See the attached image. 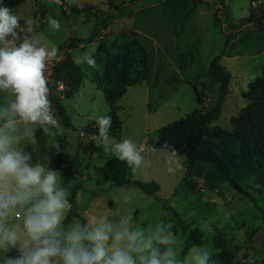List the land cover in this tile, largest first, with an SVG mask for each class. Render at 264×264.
Here are the masks:
<instances>
[{"label": "rangeland", "instance_id": "374dc122", "mask_svg": "<svg viewBox=\"0 0 264 264\" xmlns=\"http://www.w3.org/2000/svg\"><path fill=\"white\" fill-rule=\"evenodd\" d=\"M105 1L80 0L81 6L72 14H66L62 6L49 5L43 0H29L13 11L22 17H32L41 21L37 35L50 46L58 47L59 57L62 54V47L66 46L71 37L87 39L84 42L86 47L76 52V56H80L85 52L95 53V45L90 43L95 39L98 41L99 35L105 36L104 31L108 24L104 23V18L96 17L83 8L92 5L99 9ZM223 1L227 7V16H225L227 30L231 24L248 18L252 12V0ZM253 1L264 17V0ZM48 15L61 22L60 31L52 32L47 23L43 22ZM201 29L195 31L192 25L189 27V39L195 46L199 58L197 66L186 81L167 87L162 91L164 97L157 99L155 96L149 107L144 98L143 87L140 85L131 87L119 102L121 130L109 134L116 140L131 138L143 147L145 162L136 172L131 170L130 180L156 182L161 188L156 196L147 195L138 187H119L108 182L104 177L103 167L115 157L105 154L104 151L96 155L87 152L90 143L102 148L97 143L98 129L95 120L98 115H108L109 112L103 93L100 94L101 90H98L93 81L98 74L100 77L103 75L102 64L97 63L98 67L95 69L86 68L80 90L74 98L65 102L72 127L63 125L52 107L60 128H50L46 134L43 130L36 131V141L44 144V148L37 156L49 157V166L60 172L70 190V196L75 187L80 188L75 205L78 214L76 219L85 221L94 214L119 216L132 212L134 220L144 224L157 219L171 220L174 222L173 231L185 242L182 247V257L191 248L197 246L195 242L197 239L202 242L201 246L208 247L213 252L214 258H217L218 250L214 247L213 238L221 234L230 248L233 250L236 247L240 248L237 258L245 262L252 257L255 264H264V195L259 194L254 176L248 171L235 172L243 188L255 189L254 192L250 191L255 200L253 202L251 198L234 191L211 164L198 162L190 166L187 159L182 157V170L175 174L168 173L165 168L163 148L156 147L159 141L157 126L161 127L163 124L186 118L198 109L196 89L209 92L208 95L201 96L203 112L215 106L216 101L213 102L212 93H218L219 84L216 81L205 83L197 81L194 84L191 82L194 81L195 76L203 75L202 70L207 67L208 60L215 53V45L217 49V42L207 27L203 26ZM60 90L57 96L61 95ZM248 91L249 88L243 92V98ZM170 98L173 105L166 112L153 114L161 101ZM243 98H237L233 102L238 104V107L242 103L248 104ZM243 109L235 117H238ZM228 118L226 113L218 125L221 127L230 125L229 130H232L231 121L234 117L231 118L230 124ZM91 125L96 126H93V130L97 131L96 137H94L96 134L89 135L86 132V128ZM212 126L215 127L214 123ZM186 131L185 128H181L179 136L181 137ZM203 148L216 150L218 146L205 145ZM227 149L239 154V149L235 146H228Z\"/></svg>", "mask_w": 264, "mask_h": 264}, {"label": "clouds", "instance_id": "9594fccd", "mask_svg": "<svg viewBox=\"0 0 264 264\" xmlns=\"http://www.w3.org/2000/svg\"><path fill=\"white\" fill-rule=\"evenodd\" d=\"M43 2L62 5L65 0ZM66 4L81 6L80 0ZM43 22L52 32L61 30V22L51 15ZM40 23L0 0V264H220L206 246L193 247L182 257L185 242L171 220L144 224L128 212L66 223L73 210L69 188L49 166V157L26 147L37 143V130L46 134L60 128L48 75L59 48L37 35ZM73 63L85 70L98 67L88 52ZM95 123L104 153L132 172L139 170L145 162L143 147L131 138L110 137L111 116L98 115ZM163 155L168 173L182 170L175 148L163 146ZM244 264L255 261L249 257Z\"/></svg>", "mask_w": 264, "mask_h": 264}, {"label": "trees", "instance_id": "16d2710c", "mask_svg": "<svg viewBox=\"0 0 264 264\" xmlns=\"http://www.w3.org/2000/svg\"><path fill=\"white\" fill-rule=\"evenodd\" d=\"M27 1L29 0H3V3L15 10ZM137 1L131 0L128 5H132ZM191 2L192 7L187 12L186 18L190 19L196 14L199 3L205 4L215 18L216 28L225 34L228 41L236 40L247 26L251 24L259 26L264 31L261 18L257 17L253 12H251L249 18L241 19L237 23L231 24L229 30H227L225 28L226 6L223 0H218L217 2L213 0H191ZM83 10H89L95 14L98 13L97 8L92 5L85 6ZM21 23L23 22L21 21ZM75 47V42L72 41L62 47L61 50L65 52ZM222 55L215 58L210 66V76L220 85L219 96L215 106L207 112H203L199 108L190 116L179 119L159 130V141L156 147L163 148V146L168 145L170 148H175L181 157L187 159L190 166H194L198 162L213 165L220 177L228 182L234 191L251 198L254 202L255 200L252 198L250 191L254 192L255 189L243 188L235 172H250L259 187V194L264 195V75L249 85V91L244 95L248 104L238 117L232 119V130H226L218 126L213 127L212 124L221 117L222 105L225 97L229 94L231 81V75L220 63ZM94 56L97 63L103 65L104 72L101 77L98 74L93 81L104 95L109 108L108 115L112 117V128L109 134H114L119 132L122 127L119 117V102L125 97L128 88L145 83L152 70L148 51L140 41L137 33L123 32L117 36L114 42L109 43L107 40H101ZM84 74L85 69L77 67L73 63L72 56L68 53L54 67L53 82L49 84L52 89L50 99L52 107L55 108L63 124L67 127L72 126L65 114V108L57 96V83L64 85L61 95L65 100H70L80 90L84 81ZM181 82L183 80L175 79L169 87ZM196 95L197 102L201 105V95L197 89ZM156 97L157 99H162L164 92L157 94ZM181 128H185L187 131L180 137L179 130ZM86 131L90 135L97 132L93 130V126H89ZM205 145L208 147L218 146V148L216 150L203 148ZM228 146L237 147L239 154L227 149ZM87 152L91 155L102 154L103 149L90 143ZM130 172L131 169L116 158L109 160L103 167L105 179L115 186L138 187L150 196H156L161 191L160 186L156 182L130 180ZM79 190V187H75L69 197L70 202L73 204V210L69 214L66 223L78 217L75 205ZM195 242L197 246L202 245L200 240L196 239ZM213 244L218 250L216 259L220 264H244L243 260L237 258L240 248L236 247L234 250L230 248L221 234H217L213 238ZM12 254L14 255L15 253Z\"/></svg>", "mask_w": 264, "mask_h": 264}, {"label": "crops", "instance_id": "0c3cea01", "mask_svg": "<svg viewBox=\"0 0 264 264\" xmlns=\"http://www.w3.org/2000/svg\"><path fill=\"white\" fill-rule=\"evenodd\" d=\"M130 1L112 0L111 3H107L108 1L106 0L101 5V8H97V14L88 11L96 17L104 18V23H108L104 31L105 36L99 35L98 41L97 39L91 41L90 44L95 45V53L91 54L95 55L97 53L101 40H107V42L111 43L123 32L137 33L140 41L148 51L152 68L146 82L140 85L144 89V98L149 107L155 96L169 87L175 79L186 81L189 74L195 69L198 64L199 54H196L195 46L189 39V27L192 25L195 31L198 29L202 30L203 26L207 27L211 36L217 42V49L215 45V53L208 60L207 67L202 70L203 75L195 76L194 81L191 82L194 84L197 81L204 83L206 81H215L210 76V66L215 58L223 54L220 63L231 75V81L229 94L225 97L222 105L221 117L214 125L221 127L218 123L226 113L229 116L228 124H230L231 118L235 117L247 105V103H242L238 107V104L234 103L233 100L240 97L243 98L242 94L248 90L249 85L264 74V31L259 26L251 24L247 26L236 40L228 41L225 34L216 28L215 18L205 4L199 3L196 14L187 19L186 14L192 7L191 0H138L134 4L128 5ZM71 7L73 11L79 9L76 6ZM118 7L120 9L117 10ZM257 7V4L255 8L252 7V12L261 18V22L264 25V17L257 10ZM86 40L78 36L71 37L66 45L74 41L76 47L68 49V54L74 58L78 50L86 47V43H84ZM223 48L224 50H222ZM194 87L197 88L196 86ZM197 91L201 96L202 94H209L207 91L206 93L200 90ZM100 94H102L101 91ZM218 96L219 91L218 93H212L213 102L217 100ZM58 97L65 108L67 100L62 95ZM172 105L171 98L165 99L159 103L153 114L156 115L162 111L166 112ZM201 107L202 105L198 104V109ZM65 114L68 117L66 109ZM172 123L163 124L161 127L157 126L156 130L159 131ZM221 128L229 130L231 126ZM96 136L97 134L94 135V137ZM26 147L37 156L44 148V144L37 141L36 144H29Z\"/></svg>", "mask_w": 264, "mask_h": 264}, {"label": "built area", "instance_id": "2783aa9c", "mask_svg": "<svg viewBox=\"0 0 264 264\" xmlns=\"http://www.w3.org/2000/svg\"><path fill=\"white\" fill-rule=\"evenodd\" d=\"M252 7L255 8L256 7V3L252 0ZM59 6H62L63 8V11L66 13V14H72L73 13V8L72 7H69L67 6L66 4V0H65V3H63L62 5H59ZM68 53V51L66 50L65 52H62L61 56L59 57L58 61L57 62H53V65L50 66L49 68V84H51L53 82V73H54V67L55 65L61 61L62 59H64V57L66 56V54ZM62 85V88H58L61 89L60 91L62 92L64 90V85L63 84H60Z\"/></svg>", "mask_w": 264, "mask_h": 264}]
</instances>
